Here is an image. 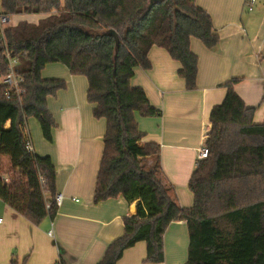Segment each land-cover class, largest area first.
Segmentation results:
<instances>
[{
	"label": "trees",
	"instance_id": "1",
	"mask_svg": "<svg viewBox=\"0 0 264 264\" xmlns=\"http://www.w3.org/2000/svg\"><path fill=\"white\" fill-rule=\"evenodd\" d=\"M148 5L149 0H0V11L8 16H41L37 23L6 25L0 41V201L33 224L57 212L55 166L49 156L26 148L25 134L27 119L34 117L51 140L55 121L47 97L66 83L43 78L41 71L58 62L87 78L93 115L106 120L94 202L117 196L137 201L136 214L123 218L122 235L97 264H117L139 241L146 243L144 261L162 262L163 235L175 220H184L189 234L182 264H264V122L253 120L254 108L236 93L240 78L225 82L224 99L210 111L208 154L197 159L188 181L191 207H181L163 182L158 144L142 142L136 114L151 116L157 110L130 79L136 67L149 68V49L165 48L179 62L186 88L194 89L198 58L190 39L207 48L219 43L211 16L195 0ZM6 49L24 80L19 97L5 95ZM54 264L68 263L59 258Z\"/></svg>",
	"mask_w": 264,
	"mask_h": 264
},
{
	"label": "crops",
	"instance_id": "2",
	"mask_svg": "<svg viewBox=\"0 0 264 264\" xmlns=\"http://www.w3.org/2000/svg\"><path fill=\"white\" fill-rule=\"evenodd\" d=\"M211 16L219 43L207 48L192 37L190 49L197 55L196 87L187 89L178 75L180 64L169 52L153 45L148 52L150 66L136 67L130 85L141 87L156 108L151 116L136 114L142 142L159 146V168L163 182L181 207L193 205L189 178L196 166L198 149L210 129L213 106L226 94L225 82L240 80L234 89L245 105L254 108L253 120L264 122V2L247 10L244 0H195ZM256 2V1H255ZM27 15L16 14V25ZM46 64L43 78H60L66 83L47 106L55 121L51 140L43 137L38 120L29 117L26 132L33 151L49 156L55 166V189L62 196L53 218L33 224L0 201V264H54L63 258L68 264H97L109 243L122 235L123 218L134 216L137 201L122 196L98 203L93 200L97 171L103 152L106 120L93 115L87 99L88 81L71 74L61 64ZM56 66V65H52ZM9 126L7 122L6 127ZM52 230V235L48 231ZM189 234L184 220H175L163 235L164 260L144 261L146 243L136 242L124 250L117 264H182L187 258Z\"/></svg>",
	"mask_w": 264,
	"mask_h": 264
},
{
	"label": "built area",
	"instance_id": "3",
	"mask_svg": "<svg viewBox=\"0 0 264 264\" xmlns=\"http://www.w3.org/2000/svg\"><path fill=\"white\" fill-rule=\"evenodd\" d=\"M256 0H244L245 7L247 10H251ZM9 21V16L0 11V41H4V30ZM5 56L8 61V71L2 78V83L6 86L5 95L7 98H11L12 95L20 96L23 91L21 84L23 83V78L18 75L14 70V65L16 64V59L12 57V52L6 49ZM208 132V131H207ZM26 148L28 150L32 149V144L29 139V135L26 132ZM208 154V148L203 143L201 147H199L197 155L198 159L205 158ZM62 196L57 194L55 197L56 204L59 205L61 203ZM3 222V218L0 217V224ZM49 235H52V230L48 231Z\"/></svg>",
	"mask_w": 264,
	"mask_h": 264
},
{
	"label": "rangeland",
	"instance_id": "4",
	"mask_svg": "<svg viewBox=\"0 0 264 264\" xmlns=\"http://www.w3.org/2000/svg\"><path fill=\"white\" fill-rule=\"evenodd\" d=\"M260 1H261V3L264 2V0H256V2L254 3V5H257V3H259ZM17 19L18 18L15 17V16H9V21H8L7 25L14 24L17 21ZM34 19H36L35 14H33V15H27L25 17V20H34ZM49 65H51V67H59L57 65H60V64H58V62H54V63H49ZM52 65H56V66H52ZM42 74H43V70H42ZM0 81H1V79H0ZM32 118H34V117H32ZM145 164H146V166H151V160L150 159H147V161H146Z\"/></svg>",
	"mask_w": 264,
	"mask_h": 264
},
{
	"label": "water",
	"instance_id": "5",
	"mask_svg": "<svg viewBox=\"0 0 264 264\" xmlns=\"http://www.w3.org/2000/svg\"><path fill=\"white\" fill-rule=\"evenodd\" d=\"M156 1H159V0H149L148 9H150L151 6L153 5V3L156 2ZM110 33H112L115 36V38L117 37L116 33L114 31H110Z\"/></svg>",
	"mask_w": 264,
	"mask_h": 264
}]
</instances>
